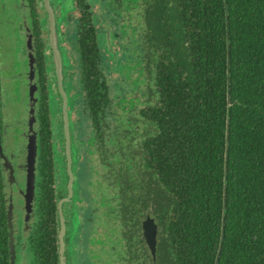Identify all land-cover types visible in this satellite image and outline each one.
<instances>
[{"label":"trees","instance_id":"trees-1","mask_svg":"<svg viewBox=\"0 0 264 264\" xmlns=\"http://www.w3.org/2000/svg\"><path fill=\"white\" fill-rule=\"evenodd\" d=\"M128 8L144 17V80L156 85L144 81L141 100L127 109L109 100L93 103L89 116L113 136L115 224L130 261L264 264V0H135ZM32 22L38 23L35 14ZM41 152L42 219L34 252L39 264H59L40 236L47 229L46 142ZM146 213L160 227L156 259L137 255ZM73 240L72 248L76 242L81 248L78 233Z\"/></svg>","mask_w":264,"mask_h":264},{"label":"flooded vegetation","instance_id":"flooded-vegetation-1","mask_svg":"<svg viewBox=\"0 0 264 264\" xmlns=\"http://www.w3.org/2000/svg\"><path fill=\"white\" fill-rule=\"evenodd\" d=\"M48 1L53 12L56 35H51V16L46 0H14L16 14L21 13L23 16L20 33L25 35L24 53L18 54L14 62L5 59V34L0 24V264H39L34 243L38 239L37 227L42 219L39 214L41 147L45 142L47 178L44 195L46 216L43 221L47 229L40 236L46 252L54 249L53 255L59 254L60 264L59 239L63 228L67 264L71 263L73 251H78L71 246L78 232L81 249L96 264H118V261L119 264H132V253L115 224L113 170L116 159L113 154L115 150L112 151L113 136L109 135L107 129L94 126L89 114L96 102L109 100L115 109L118 105L127 109V105L134 106L135 102L141 100L144 81L147 82L144 80L147 74L144 66L149 65L144 57L147 52L143 51L145 41L143 37L139 38L141 61L136 59V51L127 54V48L121 45L127 25H120V19L123 16L130 19L135 14L143 22L144 17L142 14L137 15V9L128 8L135 0ZM78 9L80 11L76 15L74 12ZM34 14L38 20L35 25L32 22ZM116 45L125 52L123 56L132 61L130 68L138 73L139 81L138 75L135 79L127 80L113 75L115 61L121 59L116 57L119 51ZM122 67L120 63L118 68ZM11 79L18 80L25 99L20 100L21 104L9 112L5 84L6 80ZM75 112L77 119L74 118ZM33 146L36 156L32 163ZM83 151L90 157L97 154L100 159L98 168L88 156H79ZM33 167L35 187L32 192H28ZM107 167H110V174ZM101 171L98 182L106 185L114 197L112 231L118 233L124 248L122 252L120 240H117V243L109 245L107 258L103 257V253H97V257L96 253L91 254L92 246L96 243L91 236L98 215L91 185ZM27 201H30V205ZM52 203L55 206L54 213L49 215ZM105 206L102 203L103 209ZM149 215L155 218L152 213H146L141 218L144 241L137 255L156 259L160 227L155 218L158 225L157 248L156 253L152 254L143 228V222ZM26 248L30 255L25 253Z\"/></svg>","mask_w":264,"mask_h":264},{"label":"rangeland","instance_id":"rangeland-1","mask_svg":"<svg viewBox=\"0 0 264 264\" xmlns=\"http://www.w3.org/2000/svg\"><path fill=\"white\" fill-rule=\"evenodd\" d=\"M95 8H98V4L95 6ZM101 8V6H100ZM99 8V9H100ZM80 9L76 10L74 13L76 15L79 14ZM92 14H96V12H92ZM134 16L130 17V19L127 18V16L121 17V22L120 25L123 23L124 26L126 27L124 31V35L122 37V42L121 45L127 48V54L128 52H133L136 51V59L141 61L140 58V48L141 44H139V38L143 37V22L140 17H137L135 14ZM23 16L21 13L16 14L15 11V6H14V0H0V24H2V29L5 34V42L3 46V51L6 53V60L7 62L10 61H15L16 57H19L18 54H23L24 53V48L23 45V39H25V35L23 33H20V26L22 22ZM120 25H117L116 27H120ZM129 25V26H128ZM116 49H119V46H115ZM125 52H122V50L118 51L116 54V57L120 60L115 61V70L113 71L114 76L121 77L120 79H130L133 78L135 79L138 75V73L130 68V66L133 64L131 60L125 58L123 56ZM122 63L123 67L121 69L118 68V65ZM130 64V65H127ZM148 74V73H147ZM146 74V75H147ZM140 77L138 75V81ZM147 83H151L153 86L155 85V81L151 80L149 81L146 79ZM7 88V96L9 101L7 102V110L9 112H12L17 108L21 102L23 101V98L25 99V96H22V86L18 83V80H6L5 84ZM26 102V101H25ZM121 106V105H119ZM142 104H137V108L134 109L135 113H138V107H141ZM122 109V106L120 107ZM74 118L77 119L78 115L77 112L74 113ZM81 149V147H78ZM79 156H88L91 158L92 162L94 165H96V168H98V163H100V159L98 158L97 154H92L90 157V154L87 152H80ZM102 171L99 173L97 176L96 180L94 181V184L91 185V187L94 189L93 190V195L94 197V203L95 206L98 208V215H97V220L95 223V230L93 232V235L91 236L96 243L94 246H92V253H96V257L99 256L98 254L101 255L103 253V257L107 258L108 257V247L109 245H112L114 243H117V240L119 239L118 233L115 231L113 233L112 227L113 225V208H114V197L112 196L111 193L108 192V189L106 188V185H104L101 182H98L100 179V174ZM102 203H105V209L101 207ZM104 229V231H102ZM117 233V235H115ZM79 234V232H78ZM107 235V237H106ZM94 242V241H93ZM120 244L122 245V252H123V242L120 240ZM104 245V246H103ZM103 247V252L101 251ZM86 250L88 249V245L85 246ZM75 249L78 250L75 253L73 252L71 254V264H83L82 260L86 257L89 260L88 264H96L94 261L91 260L89 254L84 252L81 248H78L77 242ZM82 256H81V253ZM118 252H121L119 250ZM30 255V252L26 248V252ZM98 253V254H97ZM120 261H118V264ZM112 264V262L110 263ZM125 264V262H124Z\"/></svg>","mask_w":264,"mask_h":264},{"label":"water","instance_id":"water-1","mask_svg":"<svg viewBox=\"0 0 264 264\" xmlns=\"http://www.w3.org/2000/svg\"><path fill=\"white\" fill-rule=\"evenodd\" d=\"M46 6L48 8V11L50 12V16H51V35H56V27L54 24V17H53V12H52V8L49 4V1L46 0ZM225 6H226V16L228 13V6H227V2H225ZM227 59H228V63H227V73H228V88H227V92H228V103L229 105H231V101H230V33H229V25H228V21H227ZM228 127V126H227ZM228 146V131H227V145ZM228 147H226V154H225V174H224V205H223V213H222V233H221V239H220V244H219V253L218 256L220 254L221 251V247H222V240L224 237V225H225V217H226V195H227V175H228V167H227V160H228ZM36 156V150H35V146H33L32 152H31V162L33 163L34 161V157ZM35 187V182H34V167L33 169H31V175H30V181H28V192H32L34 190ZM28 205H30V201H27ZM143 228H144V235L146 237L147 243L152 251V254L156 253V248H157V233H158V225L155 221V218H153L152 216H148V218L143 222ZM63 233H64V229L62 228L61 234H60V264H67V261L65 259L64 256V249H65V243L63 240ZM217 264V263H216Z\"/></svg>","mask_w":264,"mask_h":264}]
</instances>
